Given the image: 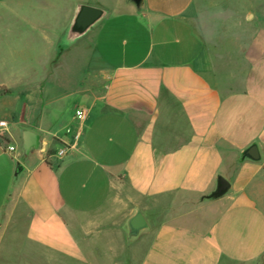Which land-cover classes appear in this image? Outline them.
Wrapping results in <instances>:
<instances>
[{"label":"crops","instance_id":"0c3cea01","mask_svg":"<svg viewBox=\"0 0 264 264\" xmlns=\"http://www.w3.org/2000/svg\"><path fill=\"white\" fill-rule=\"evenodd\" d=\"M29 3L14 17L44 49H21L19 25L0 21V264H264L259 16L232 12L245 32L225 48L197 0H99L111 13L78 79L53 60L67 53L49 32L58 3ZM25 129L43 145L16 175ZM252 144L260 161L243 159ZM219 176L230 189L207 198ZM136 209L150 229L128 245Z\"/></svg>","mask_w":264,"mask_h":264},{"label":"rangeland","instance_id":"374dc122","mask_svg":"<svg viewBox=\"0 0 264 264\" xmlns=\"http://www.w3.org/2000/svg\"><path fill=\"white\" fill-rule=\"evenodd\" d=\"M29 1L30 0H0V18H3V20L0 19V21H4L5 32L7 30H12L11 27H15L18 24L17 19L14 17L15 13L17 14L19 11L20 14H28L30 4ZM98 1L99 0H53V2L58 3V7L53 8V11L51 13V29L49 30L51 39L55 43L53 48L54 50L58 48V42L62 35L65 33L66 27L69 23V20H65V14L68 13L69 15V13L73 11L74 6L77 3H85L101 7L111 13L110 8L100 6V4H98ZM197 2L201 6V8H205L206 10H208L209 15L211 16V18H213V22L209 23V26H211L212 30H220L223 36H226L223 39L225 48L230 46V44L234 41L233 37L237 32H243L245 30L244 27H241L240 25L229 21V17L232 16V12H237V14H245L248 10L252 11V13L254 12L259 16L258 21H255L254 23L255 26L264 31V0H197ZM221 17L223 18V20H221ZM218 19L221 20V22ZM102 22L97 27H95L86 37H84L77 44L68 49L66 51L67 53L65 52V55L61 56V54H59L53 56V60L55 61L57 59L61 60V58H64V63L67 65H71V69L74 68V78L80 79L87 73L86 71L85 73L80 69L88 65V59L90 56L85 55V53L79 54L80 49L85 48L86 44L91 41L94 33L99 30ZM8 25H10L9 29ZM18 25L20 27V32L18 31L20 33V38L18 36H14V43L15 39H18L21 49L29 50L31 47L36 48V50L44 49V40H42L43 38H40L38 36V33L35 39H32L28 34L31 31L26 28L27 26L25 27L22 23ZM9 38L10 37L5 38V41L7 43H11L12 41L11 38ZM93 63L94 65H96L97 62L93 60ZM74 102L75 100L73 101L72 99L67 100L65 103V109H67Z\"/></svg>","mask_w":264,"mask_h":264},{"label":"water","instance_id":"95a60500","mask_svg":"<svg viewBox=\"0 0 264 264\" xmlns=\"http://www.w3.org/2000/svg\"><path fill=\"white\" fill-rule=\"evenodd\" d=\"M140 7L143 0H131ZM109 11L85 4L77 3L74 6L71 18L66 27L65 33L58 42V48L55 50L66 52L72 46L77 44L80 40L86 37L95 27H97L107 16ZM62 47V48H60ZM42 137L39 133L25 129L22 131V145L21 154L22 160L17 164L16 175H19L24 170L23 162L36 150L42 148ZM243 159L252 161H260L261 153L257 144H252L243 152ZM231 185L229 181L223 176L217 179L216 189L207 196V198H220L224 196ZM127 244L130 245L137 241L143 234L149 231L150 226L140 209H136L134 213L127 219L125 226Z\"/></svg>","mask_w":264,"mask_h":264},{"label":"built area","instance_id":"2783aa9c","mask_svg":"<svg viewBox=\"0 0 264 264\" xmlns=\"http://www.w3.org/2000/svg\"><path fill=\"white\" fill-rule=\"evenodd\" d=\"M76 115H77V117L79 119H83L85 117V111L80 109V110L77 111ZM7 127H8L7 121H4V120L0 121V138L1 139H5L6 138ZM7 150L9 152H14L16 150V148L13 145H8L7 146ZM66 150L67 149L63 148L57 154L59 156H63L66 153Z\"/></svg>","mask_w":264,"mask_h":264}]
</instances>
